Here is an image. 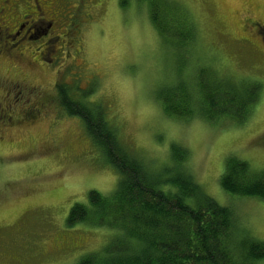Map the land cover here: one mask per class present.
<instances>
[{
	"label": "rangeland",
	"instance_id": "1",
	"mask_svg": "<svg viewBox=\"0 0 264 264\" xmlns=\"http://www.w3.org/2000/svg\"><path fill=\"white\" fill-rule=\"evenodd\" d=\"M18 2L24 9L32 0ZM39 2L59 15L52 27L58 41L41 59L39 40L10 53L25 50L38 62L33 68L17 64L26 55L11 60L0 40V95L24 101L10 108L11 116L0 114V264H74L103 253L116 233L103 220L66 225L71 206L88 204L90 190L114 191L118 173L103 161L81 119L60 105L59 86L77 85L72 94L99 104L122 144L154 169L170 162V143L185 148V166L202 192L231 207L250 239L264 241V201L232 198L219 184L231 155L252 174L264 173V0H158L159 15L173 24L169 33L180 35L174 34L177 42L193 29L181 60L151 23V0ZM195 66L231 84H255L258 98L246 121L237 126L226 118L180 121L164 114L159 86L186 79ZM0 103L6 101L0 97Z\"/></svg>",
	"mask_w": 264,
	"mask_h": 264
},
{
	"label": "trees",
	"instance_id": "2",
	"mask_svg": "<svg viewBox=\"0 0 264 264\" xmlns=\"http://www.w3.org/2000/svg\"><path fill=\"white\" fill-rule=\"evenodd\" d=\"M151 3V23L166 45L176 46L174 58L181 60L186 53L183 47L193 40V29L188 26L180 33L185 35L183 42H177V33H169L171 20L159 15L158 0ZM205 67L195 66L186 79L159 86L157 100L162 111L180 121L226 118L240 126L258 98L255 84H231L226 76ZM75 89L79 92L77 85L58 87L60 105L81 119L103 161L118 173V180L108 195L90 190L88 204L76 203L68 211L67 226L103 220V225L116 231L103 253L81 256L74 264H260L264 241L250 239L238 226L231 207L202 192L185 166V148L170 143V162L158 169L150 167L122 144L104 109L86 104L83 96L72 94ZM179 161L181 168L176 167ZM219 184L232 198L264 201V173L252 174L245 161L232 155L225 160Z\"/></svg>",
	"mask_w": 264,
	"mask_h": 264
},
{
	"label": "flooded vegetation",
	"instance_id": "3",
	"mask_svg": "<svg viewBox=\"0 0 264 264\" xmlns=\"http://www.w3.org/2000/svg\"><path fill=\"white\" fill-rule=\"evenodd\" d=\"M18 3V0H0V40L5 39L4 45H8V50H6L5 53L9 55L11 60L14 61L17 57H22L23 59V56L26 55L25 59H18L17 64L18 62L23 61L26 64V68H33L38 62L27 56L25 50H20L18 53L10 55L11 49L15 46H17L18 49H21L25 41L32 42L34 40H39L40 44L38 51H42V53H39V59H41L42 57L40 55H42L43 52H46V50L49 48L48 46L51 43H56L59 39V36L52 37V33H54L52 30L53 22H56L59 19V15L55 14L52 8H46L47 10L43 9L39 0H32V3L30 2L29 6L25 7L24 9L21 7L22 3ZM18 72L20 74L24 73L23 68H21ZM23 84H25V82ZM30 90L32 92H40V87L32 86ZM40 94H43V92H40ZM16 95L11 97L9 94H5L4 96L0 95L1 101H6L4 106L2 103H0L1 115L7 114L11 116L10 114L12 111L10 108L12 106L21 107L24 105L23 99L18 101L19 98L16 97ZM45 101L46 99L43 98L39 102ZM39 102H34L35 104L33 103V105L30 107L36 109V103ZM8 121L10 122V117Z\"/></svg>",
	"mask_w": 264,
	"mask_h": 264
}]
</instances>
